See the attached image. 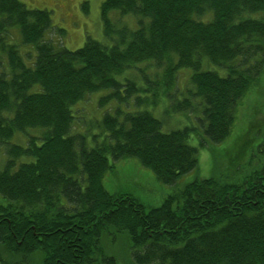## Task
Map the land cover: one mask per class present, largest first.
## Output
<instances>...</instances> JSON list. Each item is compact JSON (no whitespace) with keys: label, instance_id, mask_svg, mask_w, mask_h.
Returning <instances> with one entry per match:
<instances>
[{"label":"trees","instance_id":"16d2710c","mask_svg":"<svg viewBox=\"0 0 264 264\" xmlns=\"http://www.w3.org/2000/svg\"><path fill=\"white\" fill-rule=\"evenodd\" d=\"M100 19L105 40L69 50L46 38L63 33L48 10L0 0V264H264V138L235 175L184 180L264 74V0H104ZM99 90L100 105L161 94L188 123L163 132L149 111L117 108L99 133L73 132L72 107ZM129 157L173 187L158 206L104 187Z\"/></svg>","mask_w":264,"mask_h":264},{"label":"rangeland","instance_id":"374dc122","mask_svg":"<svg viewBox=\"0 0 264 264\" xmlns=\"http://www.w3.org/2000/svg\"><path fill=\"white\" fill-rule=\"evenodd\" d=\"M28 9H45L51 13L52 25L63 29L62 35L50 32L46 38H52L55 46L63 45L69 50L80 48L85 41V36L96 40L104 41L102 23L100 19V6L104 0H19ZM109 16L112 21L118 24H127L130 27L135 25V18L132 16H120L117 11H111ZM120 27V26H119ZM14 34V31H11ZM18 43V42H17ZM24 52L30 51L22 48ZM139 68H146L145 63L139 64ZM160 68L156 69L159 73ZM148 79H153L155 71L148 67L146 69ZM190 69H181L176 79V88L184 89L190 77ZM132 78V77H130ZM137 84L146 88L147 82L139 76L135 79ZM153 81V80H151ZM110 93V90H99L87 94L81 101L72 107L74 114L73 132H85L97 134L100 129L96 126L105 113L114 114V110L120 108L124 112L149 111L162 123L163 132L176 129L186 125L188 121L182 113L170 112L167 108L168 99L161 94L152 104V92H141L138 97L146 99V102L136 103L131 98L126 103L118 102L115 99L100 105V99ZM264 74L257 85L243 98L237 110L236 119L230 136L221 143L203 146L198 149L197 167L186 173L184 180L192 179L195 176L208 177L211 175H235L236 164L248 159L250 150L261 139L264 138ZM128 105V106H127ZM93 124V126H92ZM32 135H38V131H30ZM255 136V134H257ZM90 138V137H89ZM25 135L18 133L11 142L25 145ZM98 141H100L98 139ZM193 143V140L190 142ZM88 145H92L88 141ZM6 155L0 147V167L4 164ZM180 180L179 184L184 182ZM104 187L110 191H120L133 195L146 206H158L164 197L173 190L171 185H165L158 180L153 171L143 166L137 158H121L112 161V167L104 174ZM124 236V235H123Z\"/></svg>","mask_w":264,"mask_h":264}]
</instances>
